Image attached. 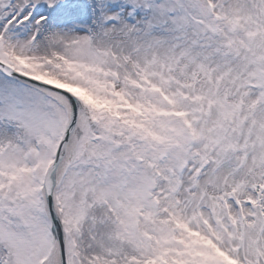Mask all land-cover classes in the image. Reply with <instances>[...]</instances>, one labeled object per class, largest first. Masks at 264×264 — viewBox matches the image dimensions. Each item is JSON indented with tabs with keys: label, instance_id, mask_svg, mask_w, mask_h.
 I'll return each mask as SVG.
<instances>
[{
	"label": "snow or ice",
	"instance_id": "snow-or-ice-1",
	"mask_svg": "<svg viewBox=\"0 0 264 264\" xmlns=\"http://www.w3.org/2000/svg\"><path fill=\"white\" fill-rule=\"evenodd\" d=\"M0 264H264V0H0Z\"/></svg>",
	"mask_w": 264,
	"mask_h": 264
}]
</instances>
